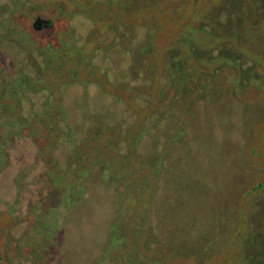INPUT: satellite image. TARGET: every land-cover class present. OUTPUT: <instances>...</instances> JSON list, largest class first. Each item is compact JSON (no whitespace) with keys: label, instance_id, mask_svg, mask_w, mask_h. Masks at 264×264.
Returning a JSON list of instances; mask_svg holds the SVG:
<instances>
[{"label":"rangeland","instance_id":"rangeland-1","mask_svg":"<svg viewBox=\"0 0 264 264\" xmlns=\"http://www.w3.org/2000/svg\"><path fill=\"white\" fill-rule=\"evenodd\" d=\"M83 5V0H0V78L12 70L31 73L39 69L42 58L34 50L35 43L56 45L57 33L69 25L82 38L100 28L91 43L107 42L104 27L112 19L131 26L128 36L132 49L136 50L147 35L158 64L165 50L179 39L180 58L188 60L195 71L210 75L219 64L213 63L219 48L215 45L214 49L213 39L206 35H213V15L224 18L241 12L250 17L254 25L251 32L257 36V48L251 50L254 57L248 58L244 52L234 65L220 69L218 79L213 77L219 100L206 98L192 106L187 103L160 125L155 135H181L164 167L148 163L146 153L152 136L144 140L141 156L134 158L129 169V181L140 194L130 201L128 210L133 224L144 216L150 219L149 234L145 233L147 226L137 237L152 242L148 248L143 245L145 248L138 249L140 264L150 260L159 264H264V0H132L133 11L128 16L117 19L118 10L105 11L103 5L96 23L86 14L76 15L69 25L60 24L59 8L73 13L82 7L87 12L89 7ZM36 17L50 20L51 27L35 31L32 23ZM122 59L124 70L129 69L130 55ZM34 60L35 66L31 64ZM79 92V88L67 92L65 103L70 109L78 104ZM8 152L10 161L0 171V245L9 249L3 253V264L15 254L11 245L14 238L20 233L26 237L19 226L10 229L11 214L38 200L43 173L42 161L30 141H16ZM17 181L22 191L16 198ZM142 181L152 186L140 190ZM87 186L85 199L61 219L50 251L43 254L40 236L30 245L26 256L37 250L40 255L29 264H94L101 257L116 216L115 198L97 181ZM9 237L14 238L9 242ZM125 237L129 244L126 254H131L135 238L130 232ZM119 256L126 259L122 252ZM14 264L24 263L17 257Z\"/></svg>","mask_w":264,"mask_h":264},{"label":"trees","instance_id":"trees-1","mask_svg":"<svg viewBox=\"0 0 264 264\" xmlns=\"http://www.w3.org/2000/svg\"><path fill=\"white\" fill-rule=\"evenodd\" d=\"M83 3V7H89L87 12H83L82 7L73 13L59 8L57 19L60 24L69 25L76 15L86 14L96 23L103 5L105 11L117 9V19L133 11L130 10L132 0H106L105 3L83 0ZM230 14L224 18L213 15V38L206 33L213 39V48L215 45L219 48L217 55H213V63L219 64L210 75L195 71L188 60L180 58L181 49L176 45L179 39L160 56L159 64L153 59L152 44L147 35L136 50L132 49V39L128 36L131 26L119 25L116 19L104 27L107 42L91 43L100 28H93L82 38L69 25L67 30L57 33L56 45L35 43L34 50L42 58L39 69L31 73L11 69L10 74L2 75L0 171L10 161L9 146L19 140L30 141L43 164L38 200L11 214L10 229L19 226L26 237L21 233L17 238L13 237L16 242L11 245L15 254L6 259L5 264L16 263L17 257L24 264L32 262V258L40 255L39 251H34L31 257L26 255L39 236L43 241V254L48 253L56 244L65 212L85 199L87 184L92 180L112 191L116 212L101 257L94 264H140L138 249L148 248L152 242L137 237L147 226L149 229L145 233L149 234L151 226L150 219L145 216L141 222L132 223L133 215L128 206L140 193L134 191V185L129 181V169L134 158L141 156V144L151 136L146 153L148 163L164 167V161L181 142V135L168 138L155 135L160 125L187 103L192 106L206 98L219 100L220 95L215 89L217 80L213 77L218 79L220 69L234 65L236 58L245 55L244 52L248 53V58L249 55L254 57L251 50L257 48V36L251 32L254 25L249 22L250 17L241 12ZM22 33L28 36L26 30ZM123 55H130L127 70H124ZM31 64L35 66V60ZM77 88L80 90L76 99L78 104L70 109L65 96L67 92H77ZM145 182L142 181L140 190L152 186ZM138 183L135 184L138 186ZM15 184L17 198L22 187L18 181ZM126 224H130L129 229H124ZM126 232L135 238L131 254H126L129 245L124 242ZM8 250L7 246L0 245V264H3V253ZM121 252L126 259L119 256ZM148 264H159V261L150 260Z\"/></svg>","mask_w":264,"mask_h":264},{"label":"water","instance_id":"water-1","mask_svg":"<svg viewBox=\"0 0 264 264\" xmlns=\"http://www.w3.org/2000/svg\"><path fill=\"white\" fill-rule=\"evenodd\" d=\"M51 21L50 20H46V19H42L40 17H36L34 20H33V23H32V27L35 31H39L41 30L42 28H48V27H51Z\"/></svg>","mask_w":264,"mask_h":264}]
</instances>
